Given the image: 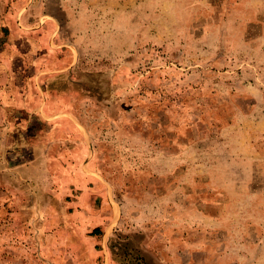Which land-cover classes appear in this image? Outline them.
Listing matches in <instances>:
<instances>
[{
    "label": "rangeland",
    "instance_id": "obj_1",
    "mask_svg": "<svg viewBox=\"0 0 264 264\" xmlns=\"http://www.w3.org/2000/svg\"><path fill=\"white\" fill-rule=\"evenodd\" d=\"M0 264H264V0H0Z\"/></svg>",
    "mask_w": 264,
    "mask_h": 264
},
{
    "label": "trees",
    "instance_id": "obj_2",
    "mask_svg": "<svg viewBox=\"0 0 264 264\" xmlns=\"http://www.w3.org/2000/svg\"><path fill=\"white\" fill-rule=\"evenodd\" d=\"M93 233L95 234H99L100 233V229L98 227H95L93 230H92Z\"/></svg>",
    "mask_w": 264,
    "mask_h": 264
}]
</instances>
